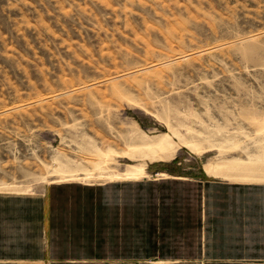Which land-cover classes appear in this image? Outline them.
Masks as SVG:
<instances>
[{
	"label": "rangeland",
	"instance_id": "obj_1",
	"mask_svg": "<svg viewBox=\"0 0 264 264\" xmlns=\"http://www.w3.org/2000/svg\"><path fill=\"white\" fill-rule=\"evenodd\" d=\"M173 176L264 185V0H0V195Z\"/></svg>",
	"mask_w": 264,
	"mask_h": 264
},
{
	"label": "crops",
	"instance_id": "obj_2",
	"mask_svg": "<svg viewBox=\"0 0 264 264\" xmlns=\"http://www.w3.org/2000/svg\"><path fill=\"white\" fill-rule=\"evenodd\" d=\"M0 264H264V185L173 176L0 195Z\"/></svg>",
	"mask_w": 264,
	"mask_h": 264
},
{
	"label": "bare ground",
	"instance_id": "obj_3",
	"mask_svg": "<svg viewBox=\"0 0 264 264\" xmlns=\"http://www.w3.org/2000/svg\"><path fill=\"white\" fill-rule=\"evenodd\" d=\"M152 155H153V154H152ZM155 155H156V154H155ZM158 155H160V154H158ZM153 156H154V155H153ZM153 156H152V157H153ZM155 157H157V156H155ZM159 157H160V156H159ZM162 158H163V157H162Z\"/></svg>",
	"mask_w": 264,
	"mask_h": 264
}]
</instances>
